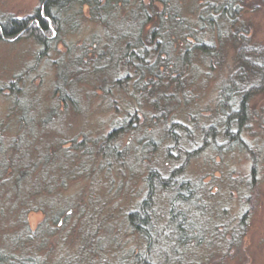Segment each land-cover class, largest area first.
<instances>
[{
	"label": "rangeland",
	"instance_id": "obj_1",
	"mask_svg": "<svg viewBox=\"0 0 264 264\" xmlns=\"http://www.w3.org/2000/svg\"><path fill=\"white\" fill-rule=\"evenodd\" d=\"M43 1L0 0V23ZM63 12L0 33V264H264V0ZM230 79L253 86L241 144Z\"/></svg>",
	"mask_w": 264,
	"mask_h": 264
},
{
	"label": "trees",
	"instance_id": "obj_2",
	"mask_svg": "<svg viewBox=\"0 0 264 264\" xmlns=\"http://www.w3.org/2000/svg\"><path fill=\"white\" fill-rule=\"evenodd\" d=\"M75 1H80L81 4H83L84 2L88 3L93 15H96L95 13L97 11H101L102 9L107 10V8L109 7H117L118 5L127 6L132 3V0H44L42 5L39 6L36 12L30 17H26L22 19L11 18L6 23H0V33L7 36L16 35L20 32L27 30L29 26L32 30L35 31L40 30L43 33L49 32L50 22L58 25L60 22L63 23L61 17L62 14L64 13L63 12L64 9L65 8L67 9V7L71 3H74ZM160 1H166V0H160ZM133 11H137V7ZM144 11L145 8L143 6L141 7L138 6V11H137L138 16L139 15L143 16L145 13ZM140 29L141 26L139 30ZM138 57L139 56H137V58ZM241 60L247 63L249 66H251V69L255 71L256 68L253 66V64L251 65V63H249L245 59L244 60L241 59ZM141 61H143L142 58ZM240 79H244V76H241ZM262 79L264 80V76ZM230 80L231 82H229V84L222 89L223 91L222 95L224 97L223 110L226 115L225 132L226 133L229 132V129L231 128V124L234 123L236 125V129L234 130L235 132L233 131V135L237 138L238 142L241 144L243 142L241 140L243 126L248 118L247 116L248 108H249L248 100L252 95L251 93L253 92V86L246 88V90L243 92H240L238 89H236L237 81L235 83L234 79H230ZM234 96L239 97L236 106L234 105V103H232L233 98L230 100V98ZM157 178L158 176H153V173H150V175L147 176L148 197L151 196L154 190V182L156 181ZM175 185L176 183H174V186ZM52 189L53 187L51 188V190ZM181 195L182 194L178 192V196ZM147 202H143V204H141L140 206V209L130 212L128 216L129 222L132 224L133 227H135L136 230L140 232H143L144 230L142 229L146 228L145 225H148L150 223L149 213L145 211L146 210L145 204ZM4 259L5 257L0 255V262H3ZM18 264H38V263L33 261V258L31 259L30 257H28L18 260Z\"/></svg>",
	"mask_w": 264,
	"mask_h": 264
}]
</instances>
